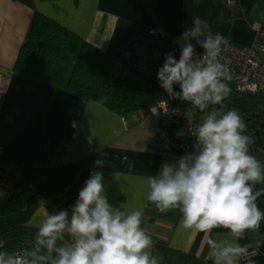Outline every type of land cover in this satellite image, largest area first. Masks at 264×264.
<instances>
[{"label": "crops", "instance_id": "0c3cea01", "mask_svg": "<svg viewBox=\"0 0 264 264\" xmlns=\"http://www.w3.org/2000/svg\"><path fill=\"white\" fill-rule=\"evenodd\" d=\"M34 12L116 59L123 46L154 25L181 35L192 26L193 16L206 20L211 31L221 33L229 43L250 45L254 25L264 30V0H0V86L5 88L0 100V140L7 131H14L0 163L18 168L27 191L0 200V234L17 226L35 227L29 223L34 217L39 220L64 209L70 213L90 174L102 172L111 205L142 210V227L153 240L152 253L158 240L209 262L206 234L182 228L178 210L161 213L146 199V177L182 157L167 152L157 138L163 129L161 119L148 117L146 110L121 116L96 102L13 73ZM97 161L102 165L97 166ZM227 231L216 228L211 235L223 238ZM239 242L253 245L240 264L249 259L264 264L261 236L248 231Z\"/></svg>", "mask_w": 264, "mask_h": 264}, {"label": "clouds", "instance_id": "9594fccd", "mask_svg": "<svg viewBox=\"0 0 264 264\" xmlns=\"http://www.w3.org/2000/svg\"><path fill=\"white\" fill-rule=\"evenodd\" d=\"M228 43L221 33L211 31L206 20L193 16L192 26L179 39V59L172 52L165 54L157 73L160 86L170 97L204 114L195 128L197 148L146 177L149 203L161 213L178 210L182 228L206 234L211 264H240L249 257L253 245L239 241L264 222L257 203L264 197V187L257 188L264 185V163L249 152L253 140L245 134L244 120L234 109L205 112L231 92V70L220 61ZM197 46L202 55L197 54ZM185 115L191 124L192 113ZM142 216L141 209L111 205L103 173L92 172L71 212L64 209L39 220L34 217L29 222L36 227L30 245L20 253L0 250V264H158ZM216 228L228 231L216 238L211 235Z\"/></svg>", "mask_w": 264, "mask_h": 264}, {"label": "trees", "instance_id": "16d2710c", "mask_svg": "<svg viewBox=\"0 0 264 264\" xmlns=\"http://www.w3.org/2000/svg\"><path fill=\"white\" fill-rule=\"evenodd\" d=\"M17 1L26 3L29 0ZM114 60L59 23L34 12L12 71L15 75L44 83L52 90L61 89L73 96L96 102L121 116L147 111L158 101L168 99V94L159 85L116 78L112 73ZM229 86L231 92L221 103L240 112L246 124L245 134L253 140L249 152L259 160L264 157V93L239 94L231 84ZM105 97L106 101L101 103ZM49 102L50 97L44 103L42 113ZM185 127L186 122L183 120L180 125L173 126V130H183ZM13 134V130L7 131L1 139L3 147ZM176 154L184 156L186 153ZM22 185L13 197L27 193ZM260 203L264 211V199ZM35 232L36 228L29 226H17L2 232L0 239L5 244L3 251L11 253L17 248L25 250ZM259 232L264 233V222ZM153 250L162 256V264H211L210 261L173 249L163 241L155 240Z\"/></svg>", "mask_w": 264, "mask_h": 264}, {"label": "built area", "instance_id": "2783aa9c", "mask_svg": "<svg viewBox=\"0 0 264 264\" xmlns=\"http://www.w3.org/2000/svg\"><path fill=\"white\" fill-rule=\"evenodd\" d=\"M254 31L255 39L252 44L241 46L228 43L222 47L220 54V61L227 63L231 70V80L228 83L239 94L264 93V30L260 24H255ZM180 37L181 35L169 34L159 25H154L141 38L121 48L119 56L113 63V75L125 81L147 82L160 86L157 79L158 69L162 67L166 53L172 52L175 58L179 59ZM192 43L195 44V40ZM196 52L202 55L203 49L197 46ZM174 89L180 91L178 85H174ZM4 93V86H0V100ZM189 105L168 95L167 100H160L147 110L148 117L163 121V129L158 132L157 138L169 153H187L196 146L194 133L202 115L194 111L192 122L189 124L184 108ZM183 120L186 127L183 130H173V126L180 125ZM3 149L0 140V156ZM22 181V175L17 167L13 165L4 167L0 163V200L13 197L20 190ZM4 247V241L0 239V250H4ZM22 251V248H17L14 252Z\"/></svg>", "mask_w": 264, "mask_h": 264}, {"label": "rangeland", "instance_id": "374dc122", "mask_svg": "<svg viewBox=\"0 0 264 264\" xmlns=\"http://www.w3.org/2000/svg\"><path fill=\"white\" fill-rule=\"evenodd\" d=\"M186 112H191L193 113L194 111L198 112L200 115H203L204 113H202L199 109L197 108H194L191 104L189 106H185L184 107ZM233 108H230L228 107V104L226 103H222L221 104V107L219 109H215L214 107H212L211 105H209L208 109L205 110V112H212V111H219V112H227L228 110H232ZM236 110V109H234ZM237 111V110H236ZM238 112V111H237ZM240 114V112H238ZM241 115V114H240ZM241 118L243 119L242 115H241ZM262 163H264V157L259 159ZM251 233L253 234H256L258 236H261L263 238L264 236V233H260L259 230L257 231H251L249 230ZM156 258H157V261H158V264H162V256L159 254V253H152Z\"/></svg>", "mask_w": 264, "mask_h": 264}, {"label": "water", "instance_id": "95a60500", "mask_svg": "<svg viewBox=\"0 0 264 264\" xmlns=\"http://www.w3.org/2000/svg\"><path fill=\"white\" fill-rule=\"evenodd\" d=\"M221 104H222V103L217 104V105H211V106L214 107L215 109H219V108L221 107ZM258 186H259V185H257V188H258ZM261 199H264V197L260 198V199L257 201L259 207L262 206V204L260 203V200H261Z\"/></svg>", "mask_w": 264, "mask_h": 264}]
</instances>
